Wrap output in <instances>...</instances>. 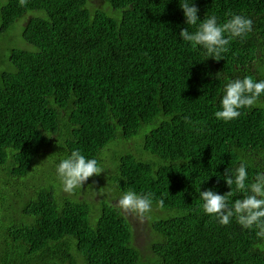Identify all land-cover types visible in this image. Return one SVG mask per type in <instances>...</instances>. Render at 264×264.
I'll use <instances>...</instances> for the list:
<instances>
[{
    "label": "trees",
    "instance_id": "obj_1",
    "mask_svg": "<svg viewBox=\"0 0 264 264\" xmlns=\"http://www.w3.org/2000/svg\"><path fill=\"white\" fill-rule=\"evenodd\" d=\"M196 6L253 31L216 60L180 38L196 27L179 0H0V191L15 209L0 264H264V239L198 196L229 192L241 161L246 183L264 172V107L214 116L228 79H264V0ZM74 150L102 172L69 194L55 169ZM129 190L152 201L146 244L118 205Z\"/></svg>",
    "mask_w": 264,
    "mask_h": 264
},
{
    "label": "clouds",
    "instance_id": "obj_2",
    "mask_svg": "<svg viewBox=\"0 0 264 264\" xmlns=\"http://www.w3.org/2000/svg\"><path fill=\"white\" fill-rule=\"evenodd\" d=\"M179 8L183 11L184 23L196 27L194 32L187 27L182 29L180 38L194 47L203 48L209 57L216 60L222 59V54L229 50L232 39H243L253 31V20L246 15L233 13L225 22L219 23L215 15L201 20L196 0H179ZM261 97H264V79L252 76L228 79L214 116L224 122L233 121L241 116V109L264 107ZM55 171L62 191L72 194L81 189L90 177L100 174L102 169L96 158H88L74 150L59 160ZM224 181L231 189L224 194L213 188L203 191L199 188L198 196L204 213L215 217L222 225H228L235 218L243 229L255 230L256 236L264 239V172H258L250 183H246L249 172L246 163L241 161L234 171H226ZM233 185L243 192V196L231 201L229 196ZM118 205L125 213L145 214L150 211L152 201L149 195L129 190L119 195Z\"/></svg>",
    "mask_w": 264,
    "mask_h": 264
},
{
    "label": "rangeland",
    "instance_id": "obj_3",
    "mask_svg": "<svg viewBox=\"0 0 264 264\" xmlns=\"http://www.w3.org/2000/svg\"><path fill=\"white\" fill-rule=\"evenodd\" d=\"M100 1L101 0H91V3L92 4H94V3L99 4ZM99 6L102 8H105V9L108 8L107 6H105V1H103ZM133 144H134L133 141L129 142V146H132ZM14 210L15 209H14L12 202L7 198V196H5L0 191V227L1 228H2V225H3V227H5L8 223L7 220L4 222L3 216L8 214L10 211H14ZM126 213H127L128 217L131 219L135 231L138 232V238H141L138 242L140 244H146L143 241L148 238V233H147L148 230H147V225L145 223V220L143 221V215L139 214L135 211H132L131 213L129 211H126ZM142 238H144V240Z\"/></svg>",
    "mask_w": 264,
    "mask_h": 264
}]
</instances>
